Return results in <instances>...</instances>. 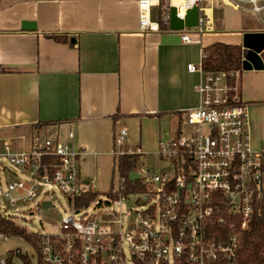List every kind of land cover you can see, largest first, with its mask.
<instances>
[{
	"label": "crops",
	"instance_id": "0c3cea01",
	"mask_svg": "<svg viewBox=\"0 0 264 264\" xmlns=\"http://www.w3.org/2000/svg\"><path fill=\"white\" fill-rule=\"evenodd\" d=\"M214 2L201 5L212 31L189 34L188 44L182 31H141L138 0H0V138L16 151L45 136L81 152L80 178L90 189L108 186L107 196L119 128L127 130V146L140 148L141 160L152 147L158 155L164 121L183 120L198 106L202 76L187 66L201 63L213 43L241 47L242 33L260 32L247 29L238 10ZM150 11L157 18V8ZM237 88L250 145L259 150L264 68L241 66Z\"/></svg>",
	"mask_w": 264,
	"mask_h": 264
},
{
	"label": "built area",
	"instance_id": "2783aa9c",
	"mask_svg": "<svg viewBox=\"0 0 264 264\" xmlns=\"http://www.w3.org/2000/svg\"><path fill=\"white\" fill-rule=\"evenodd\" d=\"M203 1L138 0V27L143 32H159L161 27L169 28L170 7L184 18L196 6L197 26L184 29L180 36L189 44V34L212 31L201 8ZM207 1H219L240 13L257 16L264 11V0ZM174 2H180L179 6ZM151 7L158 10L156 19L151 18ZM187 71L202 76L196 87L199 102L180 120L174 138L159 147L157 154L169 163V170L153 178H142L137 170L138 180L145 186H155L153 192L125 193L126 178L120 174L119 161L141 156V151L126 145L125 128L117 132L116 182L107 198L113 206L123 202L137 206L126 232L122 233L115 211L95 217L83 211L88 206L75 208L74 198L90 190L78 172L81 152L49 138L35 139L29 150L16 151L9 140L0 138V160L20 168L21 174L33 182L9 183L5 190L0 188V202L16 207L18 202L33 201L39 193L38 185L45 184L60 189L71 206L70 216L61 219L59 235L42 236L40 253L46 263L238 264L240 233L248 228L264 201V145L259 150L250 145L247 107L241 103L237 88L241 71L208 74L201 63L189 64ZM183 128L187 130L182 133ZM15 191L18 197L12 195ZM2 209L0 205V216L10 219ZM1 239L4 237L0 235ZM7 260L0 257V264H7Z\"/></svg>",
	"mask_w": 264,
	"mask_h": 264
},
{
	"label": "rangeland",
	"instance_id": "374dc122",
	"mask_svg": "<svg viewBox=\"0 0 264 264\" xmlns=\"http://www.w3.org/2000/svg\"><path fill=\"white\" fill-rule=\"evenodd\" d=\"M208 1H203L201 5L207 6ZM215 6L220 7V2H214ZM219 10H222L219 8ZM158 15V13H157ZM241 17L243 20V24L247 29L253 31L264 30V11H262L259 16L249 13L247 11H243L241 13ZM224 18V16L222 17ZM154 19L156 17L154 16ZM218 20V18L216 17ZM264 57V50L262 52ZM179 121L176 118H167L164 123L161 125L160 131V146L166 145L168 141H171L174 137V133L179 130ZM143 129V128H142ZM187 129L183 128L180 131L183 133ZM138 127L133 129V137L139 140L138 135ZM141 133V132H140ZM45 136H41L44 138ZM152 137V136H151ZM131 140V139H130ZM154 147L145 152L144 159L141 158L137 161V168L142 176V178H153V176L159 175L163 170H169V163L167 164L163 159H161L158 155L154 154ZM2 159V158H1ZM4 167V169H2ZM114 184L116 182V175L114 173ZM28 182L29 184H33V182L28 178V176H24L21 174V170L18 167H15L8 164L4 159L0 160V188L5 190L9 183L15 182ZM92 191L96 194V198L90 202V205L83 210L87 215H92L95 217H99L100 215H106L108 212L115 211L119 214V219L122 224V233L126 232L127 225L129 223L130 215L137 211L138 208L134 203L123 202L120 206H113L110 204L105 193L109 189L108 186L104 188L91 187ZM38 196L33 201L26 202H18L16 207H9L5 201H1L0 205L3 208L2 214H4L8 218H12L14 222L19 227L24 228L26 231L30 233H34L37 235H45V236H56L60 233V223L61 219L69 217L71 213V206L68 204V199L60 189L56 188L52 185L41 184L38 185ZM155 190V186H147L146 191L153 192ZM14 197H18V192L15 191L12 193ZM142 199L143 196H140ZM42 201L50 202L51 206L48 208H41ZM18 250L21 253H26L29 255L31 264H36V257L34 253V249L29 244H26L20 238H4L0 240V257H7L8 251ZM124 251L126 255H129V250L127 246L124 245ZM14 261L16 264H21L19 259L15 257ZM128 264H130L128 262Z\"/></svg>",
	"mask_w": 264,
	"mask_h": 264
},
{
	"label": "trees",
	"instance_id": "16d2710c",
	"mask_svg": "<svg viewBox=\"0 0 264 264\" xmlns=\"http://www.w3.org/2000/svg\"><path fill=\"white\" fill-rule=\"evenodd\" d=\"M164 29L167 30L168 28L161 27V30ZM53 38L56 41H65V38L56 36H53ZM202 55L201 65L204 73L213 74L241 71L242 56L239 45L213 43L211 46L203 49ZM176 132L174 133L175 135ZM140 157H122L119 161L120 174L126 178L124 184L125 193H137L146 189V186L140 180L133 183L128 181L129 173L137 172V161ZM96 194L90 189L88 192L76 196L73 200L75 208L78 210L89 206L90 202L96 198ZM0 235L8 239L11 237L22 239L34 249L33 251L37 255L36 264H48L43 260L40 253V244L44 239L41 235L30 233L24 228L19 227L12 218L7 219L2 216H0ZM236 248V262L238 264H264V201L259 205L258 212L255 214L248 228L241 231ZM7 254L12 255V260H7V264H16L14 261L15 257L19 259L21 264H31L29 255L26 253L12 250Z\"/></svg>",
	"mask_w": 264,
	"mask_h": 264
},
{
	"label": "water",
	"instance_id": "95a60500",
	"mask_svg": "<svg viewBox=\"0 0 264 264\" xmlns=\"http://www.w3.org/2000/svg\"><path fill=\"white\" fill-rule=\"evenodd\" d=\"M169 29L174 32H180L184 29H191L197 26L199 9L192 7L189 9L184 18H179L174 7H170ZM29 25L23 26L27 28ZM25 30H34L32 28ZM241 56L242 71H261L264 68L262 52L264 50V32H244L241 34ZM73 42V40L71 41ZM140 177L138 172H131L128 175V181L133 183ZM41 208L45 209L51 206L50 202L42 201ZM7 259L12 260V255L8 254Z\"/></svg>",
	"mask_w": 264,
	"mask_h": 264
},
{
	"label": "bare ground",
	"instance_id": "6f19581e",
	"mask_svg": "<svg viewBox=\"0 0 264 264\" xmlns=\"http://www.w3.org/2000/svg\"><path fill=\"white\" fill-rule=\"evenodd\" d=\"M175 5L179 6L180 2H174Z\"/></svg>",
	"mask_w": 264,
	"mask_h": 264
}]
</instances>
